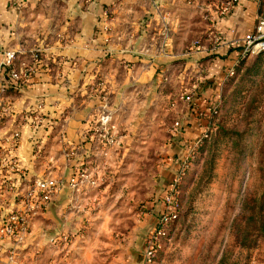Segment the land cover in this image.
Segmentation results:
<instances>
[{
  "label": "crops",
  "instance_id": "0c3cea01",
  "mask_svg": "<svg viewBox=\"0 0 264 264\" xmlns=\"http://www.w3.org/2000/svg\"><path fill=\"white\" fill-rule=\"evenodd\" d=\"M181 4L188 15L174 13L172 8ZM203 4L200 0H0V91L8 77L5 51L16 52L17 67L33 68L28 82L3 92L12 109L0 119L1 142L9 147L16 132L20 138L14 150L19 169H0V219L21 203L35 177L49 176L64 184L47 206L36 209L27 247L15 260L9 257L11 242L2 241L0 264H95L97 255L102 264H143L144 236L156 230L165 210L164 195L201 134L198 111L210 114L229 70L242 58V39L258 22L257 0H241L217 19L215 29L208 28L205 39L210 44L195 38L191 51L184 53L178 39L189 35L193 20L194 33L201 32L196 17ZM212 31L221 39L219 44ZM177 52L182 60L175 58ZM173 84L183 106H176L172 139L158 173L160 200L148 206L125 234L124 239L130 240L127 246L121 239L108 246L99 235L109 229L114 215L108 200L118 198L119 189L112 185L126 178V157L137 150L139 135L149 142L156 99L173 95L168 92ZM191 92V104L181 99ZM105 115L111 117L107 125L101 123ZM177 121H183L181 128H175ZM107 138L118 143L110 147ZM119 149L121 155L115 156ZM74 176L79 181L76 187L70 182ZM9 180L15 189H9ZM85 221L90 238L81 242L79 231ZM139 243H144L143 249Z\"/></svg>",
  "mask_w": 264,
  "mask_h": 264
},
{
  "label": "rangeland",
  "instance_id": "374dc122",
  "mask_svg": "<svg viewBox=\"0 0 264 264\" xmlns=\"http://www.w3.org/2000/svg\"><path fill=\"white\" fill-rule=\"evenodd\" d=\"M200 1L204 10L196 19L201 32L194 33L195 16H191L192 31L178 39L184 53L191 51L197 38L208 42L205 34L208 28L215 29L227 2ZM256 7L257 18L264 19V0H257ZM172 9L177 16L188 15L183 4ZM174 55L182 57L181 52ZM234 71L222 87L217 130L195 153L187 150L183 157L192 159L179 183L178 217L169 224L154 264H264V51L240 58ZM169 91L173 95L167 99H156L149 142L139 135L137 150L126 157V178L112 185L119 189L118 198L108 200L114 215L108 232L99 235L108 246L119 239L127 246L130 240L124 239L125 234L134 229L148 206L160 200L158 173L172 139L177 107L183 106L174 84ZM114 155L120 156L121 149ZM87 223L79 231L81 242L90 238ZM144 238L147 244L149 236ZM96 260L95 264H102L99 255Z\"/></svg>",
  "mask_w": 264,
  "mask_h": 264
},
{
  "label": "built area",
  "instance_id": "2783aa9c",
  "mask_svg": "<svg viewBox=\"0 0 264 264\" xmlns=\"http://www.w3.org/2000/svg\"><path fill=\"white\" fill-rule=\"evenodd\" d=\"M21 1V0H15ZM241 0H227L223 4L220 10L221 15H225L233 11L237 4ZM217 44L220 43L221 39L218 34L214 31L211 33ZM243 50L242 57H246L251 54L260 53L264 51V19L258 18L257 25L254 30L247 33L242 39ZM199 42H196L198 44ZM4 67L7 70L8 78L13 83L14 88H18L22 84L29 81L33 68L32 66H20L15 65L16 52L13 50L5 51ZM234 68L229 70V76L234 74ZM6 83L4 88L0 91V119L3 117L7 110L12 109L9 102L4 100L3 92L6 91ZM181 99L187 103L193 102V93L183 94ZM220 107V98L215 101L211 107L210 114H205L203 111H198V118L201 121V134L195 140V142L189 147L191 154L195 153L201 146L209 141L213 133L217 130L215 118L218 116ZM111 117L108 115L101 117L102 124H109ZM183 121L175 122V128H181ZM20 138V132H16L13 137V143L7 147L1 142L0 139V150L2 149V155L0 156V169H9L10 171H16L19 169V159L14 155V150L17 148V143ZM118 142L114 138H107V145L114 146ZM192 156H186L182 158L180 163V172L175 176L172 184L169 186L167 192L164 195L165 210L158 218V226L153 234L147 241V247L145 252V261L143 264H154V260L161 246V240L169 234V224L175 221L178 217L180 209V191L179 183L182 176L185 173L186 168L191 163ZM83 176V175H82ZM6 182V181H5ZM73 187L78 186V180L74 176L71 180ZM15 182L13 180L8 181L9 189L13 190ZM64 187L63 182L56 178L49 176H37L35 177L30 185L26 188L22 194L21 203L17 204L10 212L0 219V244L4 240L11 242L9 248V257L11 260H15L20 253V249L27 246V236L31 228V220L35 214L36 209H41L51 202L55 195L58 194ZM20 202V201H19Z\"/></svg>",
  "mask_w": 264,
  "mask_h": 264
},
{
  "label": "trees",
  "instance_id": "16d2710c",
  "mask_svg": "<svg viewBox=\"0 0 264 264\" xmlns=\"http://www.w3.org/2000/svg\"><path fill=\"white\" fill-rule=\"evenodd\" d=\"M257 55V54H256ZM4 81H5V83H6V86L7 87H9V89L12 87H14L13 86V83L11 82V80L6 76L5 78H4Z\"/></svg>",
  "mask_w": 264,
  "mask_h": 264
}]
</instances>
